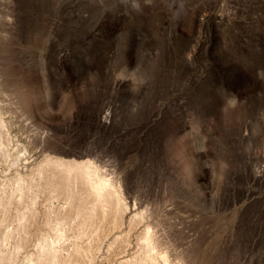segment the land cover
Returning a JSON list of instances; mask_svg holds the SVG:
<instances>
[{
	"label": "rangeland",
	"instance_id": "1",
	"mask_svg": "<svg viewBox=\"0 0 264 264\" xmlns=\"http://www.w3.org/2000/svg\"><path fill=\"white\" fill-rule=\"evenodd\" d=\"M0 105V181L87 154L170 264H264V0H0Z\"/></svg>",
	"mask_w": 264,
	"mask_h": 264
},
{
	"label": "bare ground",
	"instance_id": "2",
	"mask_svg": "<svg viewBox=\"0 0 264 264\" xmlns=\"http://www.w3.org/2000/svg\"><path fill=\"white\" fill-rule=\"evenodd\" d=\"M99 112L95 123L109 128L110 109ZM4 117L0 105V161L13 166L20 158L10 156ZM15 170L0 181V264L171 263L176 251L166 224L135 207L115 170L87 154L44 155Z\"/></svg>",
	"mask_w": 264,
	"mask_h": 264
}]
</instances>
